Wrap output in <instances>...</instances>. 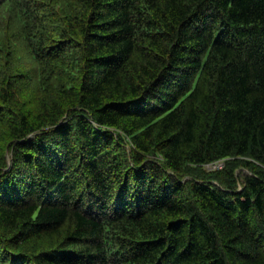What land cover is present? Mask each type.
<instances>
[{"label": "trees", "instance_id": "trees-1", "mask_svg": "<svg viewBox=\"0 0 264 264\" xmlns=\"http://www.w3.org/2000/svg\"><path fill=\"white\" fill-rule=\"evenodd\" d=\"M0 264H264V0H0Z\"/></svg>", "mask_w": 264, "mask_h": 264}, {"label": "rangeland", "instance_id": "rangeland-1", "mask_svg": "<svg viewBox=\"0 0 264 264\" xmlns=\"http://www.w3.org/2000/svg\"><path fill=\"white\" fill-rule=\"evenodd\" d=\"M223 166H224V164L221 163V164H219L218 166H216V167H214V168H212V169H216V168H217V169H218V168L221 169ZM238 173H240V171H238Z\"/></svg>", "mask_w": 264, "mask_h": 264}, {"label": "clouds", "instance_id": "clouds-1", "mask_svg": "<svg viewBox=\"0 0 264 264\" xmlns=\"http://www.w3.org/2000/svg\"><path fill=\"white\" fill-rule=\"evenodd\" d=\"M219 165V164H218ZM218 165H210V166H208V168L209 169H212V168H214V167H216V166H218Z\"/></svg>", "mask_w": 264, "mask_h": 264}, {"label": "bare ground", "instance_id": "bare-ground-1", "mask_svg": "<svg viewBox=\"0 0 264 264\" xmlns=\"http://www.w3.org/2000/svg\"><path fill=\"white\" fill-rule=\"evenodd\" d=\"M241 182V181H240Z\"/></svg>", "mask_w": 264, "mask_h": 264}]
</instances>
